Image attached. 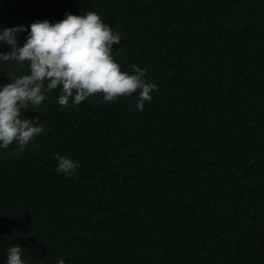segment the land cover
Returning a JSON list of instances; mask_svg holds the SVG:
<instances>
[{"label": "trees", "instance_id": "1", "mask_svg": "<svg viewBox=\"0 0 264 264\" xmlns=\"http://www.w3.org/2000/svg\"><path fill=\"white\" fill-rule=\"evenodd\" d=\"M65 11L98 13L157 88L142 111L59 88L23 110L44 131L0 149V264L15 243L27 264H264V0H0V27Z\"/></svg>", "mask_w": 264, "mask_h": 264}, {"label": "clouds", "instance_id": "2", "mask_svg": "<svg viewBox=\"0 0 264 264\" xmlns=\"http://www.w3.org/2000/svg\"><path fill=\"white\" fill-rule=\"evenodd\" d=\"M21 33H26L19 43ZM121 43L120 33L102 21L99 14L87 11L73 14L65 11L62 19H35L29 25L0 27V65H27V71L8 77L0 85V149L15 142L17 153L43 131L38 117L25 118L23 110L37 111L47 94L59 88L57 103L64 108L80 104L86 98L101 94L103 101L113 102L119 96L136 93L135 107L142 111L152 99L155 83L146 80L145 68L132 65V71H122L114 59ZM57 173L73 176L79 164L74 159L53 153ZM23 248L15 243L7 249L4 264H27L22 259ZM57 264H65L63 259Z\"/></svg>", "mask_w": 264, "mask_h": 264}]
</instances>
